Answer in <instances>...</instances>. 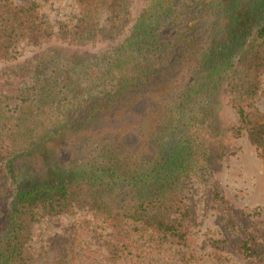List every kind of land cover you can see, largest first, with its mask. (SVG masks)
Segmentation results:
<instances>
[{
	"label": "trees",
	"instance_id": "trees-1",
	"mask_svg": "<svg viewBox=\"0 0 264 264\" xmlns=\"http://www.w3.org/2000/svg\"><path fill=\"white\" fill-rule=\"evenodd\" d=\"M17 1L0 0V64L10 63L0 73V264H32L39 212L75 207L88 209L114 264H148L188 244L192 179L229 247L264 264V223L240 220L214 176L230 131L244 130L264 158V0H142L128 20L122 0H78L75 28L59 33L36 2ZM103 9L113 43L99 57L53 45L19 60L22 45L77 48L103 34ZM222 104L237 129L221 121Z\"/></svg>",
	"mask_w": 264,
	"mask_h": 264
},
{
	"label": "rangeland",
	"instance_id": "rangeland-1",
	"mask_svg": "<svg viewBox=\"0 0 264 264\" xmlns=\"http://www.w3.org/2000/svg\"><path fill=\"white\" fill-rule=\"evenodd\" d=\"M141 1L122 0L126 20L136 15ZM31 2H36L40 16L55 32L59 33V29L72 31L75 28L80 11L78 0L17 1L23 6H28ZM104 10L98 14V26L106 27L103 34L87 38L77 48L58 42H51L41 48L22 45L19 60L53 45L73 53L85 52L89 56L99 57L113 43L105 39L110 22ZM9 64H0V73ZM256 108L264 116V69L260 76ZM219 117L228 128L235 130L239 126L237 115L229 104H222ZM229 133L225 156L214 169L215 180L240 220L247 224L264 223V158L244 130ZM186 203L193 208L195 219L190 228L188 244L159 248L148 264H258L243 259L229 247L227 237L220 227L218 211L208 200L205 190L194 179L188 183ZM91 223V214L85 207H75L72 212L56 216L39 212L25 246L27 257L32 264H114L104 252L103 238L95 234ZM115 264L135 263L121 261Z\"/></svg>",
	"mask_w": 264,
	"mask_h": 264
}]
</instances>
